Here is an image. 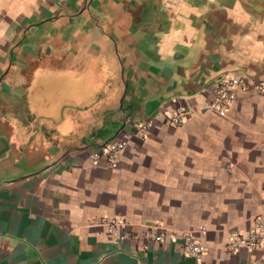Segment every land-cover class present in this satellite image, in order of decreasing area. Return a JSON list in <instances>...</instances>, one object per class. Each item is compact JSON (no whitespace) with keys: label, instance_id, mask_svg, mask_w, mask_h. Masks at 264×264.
Masks as SVG:
<instances>
[{"label":"crops","instance_id":"crops-1","mask_svg":"<svg viewBox=\"0 0 264 264\" xmlns=\"http://www.w3.org/2000/svg\"><path fill=\"white\" fill-rule=\"evenodd\" d=\"M227 76L251 89L206 110ZM262 80L264 0H0V264H264L227 248L264 212Z\"/></svg>","mask_w":264,"mask_h":264},{"label":"built area","instance_id":"built-area-1","mask_svg":"<svg viewBox=\"0 0 264 264\" xmlns=\"http://www.w3.org/2000/svg\"><path fill=\"white\" fill-rule=\"evenodd\" d=\"M237 89L247 91L250 90V85L241 78L224 77L218 80L215 96L211 102L205 105V109L225 115L233 101L236 98ZM252 89L264 95V80L255 83ZM188 117V111L179 107L169 113H166L165 124L171 126L182 125ZM148 125L140 126L138 132L143 134L147 131ZM124 147L123 142L115 141L104 145L99 151L91 153L90 157L94 163L103 160L113 164L116 161L117 154ZM99 223L106 227L109 235L120 232L122 239H127L131 235L129 230L130 223L123 217L103 216L99 219ZM199 235H204L206 229L198 228ZM146 237L158 244H164L166 235L160 232L157 228H148ZM181 248L187 257L199 258L202 256L206 247L194 232L187 231L182 233ZM227 248L231 252L236 251H252L258 248H264V212L256 214L252 219V226L246 229H233L229 232Z\"/></svg>","mask_w":264,"mask_h":264}]
</instances>
